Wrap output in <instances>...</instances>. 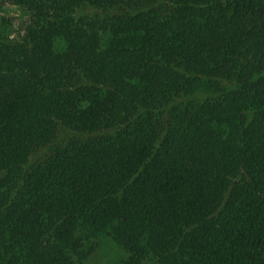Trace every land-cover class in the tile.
I'll return each mask as SVG.
<instances>
[{
    "label": "trees",
    "instance_id": "1",
    "mask_svg": "<svg viewBox=\"0 0 264 264\" xmlns=\"http://www.w3.org/2000/svg\"><path fill=\"white\" fill-rule=\"evenodd\" d=\"M17 5L0 264H264V0Z\"/></svg>",
    "mask_w": 264,
    "mask_h": 264
},
{
    "label": "rangeland",
    "instance_id": "2",
    "mask_svg": "<svg viewBox=\"0 0 264 264\" xmlns=\"http://www.w3.org/2000/svg\"><path fill=\"white\" fill-rule=\"evenodd\" d=\"M17 1L0 0V30L10 39H19L24 36L32 24V18L23 15ZM124 258L125 252L121 248L108 238H102L89 264H121Z\"/></svg>",
    "mask_w": 264,
    "mask_h": 264
}]
</instances>
